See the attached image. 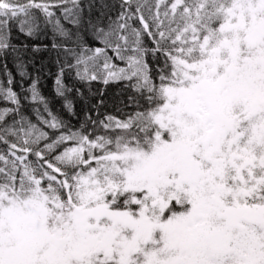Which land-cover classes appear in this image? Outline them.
I'll use <instances>...</instances> for the list:
<instances>
[{
	"label": "snow or ice",
	"instance_id": "obj_1",
	"mask_svg": "<svg viewBox=\"0 0 264 264\" xmlns=\"http://www.w3.org/2000/svg\"><path fill=\"white\" fill-rule=\"evenodd\" d=\"M0 101V264H264V0H0Z\"/></svg>",
	"mask_w": 264,
	"mask_h": 264
},
{
	"label": "trees",
	"instance_id": "obj_2",
	"mask_svg": "<svg viewBox=\"0 0 264 264\" xmlns=\"http://www.w3.org/2000/svg\"><path fill=\"white\" fill-rule=\"evenodd\" d=\"M45 56L47 55L46 53L44 54ZM9 68L13 71V73L15 74L16 80H19V74L16 73L15 68L13 67L12 64H9ZM42 91L44 92L45 95H51L52 94V88H53V77L52 76H46L43 81H42ZM119 85L114 86L115 88H118ZM14 87H17V85H14ZM3 105V102L0 101V106ZM0 147H3V145H0Z\"/></svg>",
	"mask_w": 264,
	"mask_h": 264
}]
</instances>
